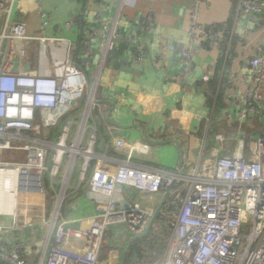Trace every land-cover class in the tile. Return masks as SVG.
I'll return each mask as SVG.
<instances>
[{
	"label": "built area",
	"instance_id": "1",
	"mask_svg": "<svg viewBox=\"0 0 264 264\" xmlns=\"http://www.w3.org/2000/svg\"><path fill=\"white\" fill-rule=\"evenodd\" d=\"M193 2L188 46L166 45V49L179 52L183 64H187L185 73L192 49L197 52L209 44L219 50L225 47L220 37L225 27L201 26L198 14L202 1ZM237 13L253 17L254 25L263 26L264 0H237ZM47 23L44 20L42 27ZM71 24L72 20L67 23ZM151 25L152 17L147 15L137 31L147 32ZM84 35L83 57L90 54L87 29ZM28 39L21 22L7 21L0 30V264H122L128 245L117 241L119 249H113L108 234L124 226L130 239L134 238L145 231L154 214L139 203L129 208L118 206L116 194L124 188L146 196L163 193V200L171 195L161 217L169 219L170 210H175L173 227L163 253L150 264H264V125L259 122L264 118V91L254 81L243 93L227 95L229 106L218 118L222 120L217 121L236 129L229 133L222 126L217 131L210 130L209 136L219 147L207 148L210 143L205 141V151L211 153L204 168L194 167L186 173L180 167L170 173L125 160L114 170L96 164L87 178L91 162L96 158L95 133L83 145L90 112L80 122L71 120L64 124L55 142L31 134L41 131L45 135L59 123L73 108L72 102L82 97L87 75L70 61L60 78L18 70L15 65L19 59H25ZM132 43L134 58L140 62L145 43L135 37ZM228 57L227 50L224 58ZM246 65L250 71L248 78L253 77L257 83L264 81V47H258ZM202 79L208 81V74H202ZM89 89L88 107H91L95 101L94 87ZM253 120L262 125L259 129L262 133L256 137L254 132L249 134L250 152L245 154L240 127L252 126ZM73 124L77 125V133L74 140H69ZM228 141L235 142L231 153L225 152L224 143ZM20 150L27 154L24 163L2 158L4 152ZM67 155L70 158L60 175ZM77 159L81 160L78 186L69 191V177ZM9 168L20 169L23 173L19 175L26 180L23 185L16 183L12 198L4 178ZM45 171L54 191L49 219H45L44 212L42 175ZM85 181L88 196L95 203L92 215L84 219L68 214L61 217L64 201ZM57 183L59 190L55 188ZM180 183L187 184L183 195L177 187ZM12 200L14 209L7 213ZM169 206L173 208L167 210ZM79 222L86 225L78 226ZM249 225L251 231L247 233Z\"/></svg>",
	"mask_w": 264,
	"mask_h": 264
},
{
	"label": "crops",
	"instance_id": "2",
	"mask_svg": "<svg viewBox=\"0 0 264 264\" xmlns=\"http://www.w3.org/2000/svg\"><path fill=\"white\" fill-rule=\"evenodd\" d=\"M106 1L0 0V30L7 21L21 22L29 36L25 45L26 57L23 60L19 59L16 68L31 74H49L60 78L63 76L64 67L70 61L87 75L85 91L73 107L82 104L84 96L86 103L77 112L71 113L74 116L71 120L75 122H80L82 117L87 115L85 113L90 112L91 115L86 122L85 132L89 134L85 138L84 132L83 145L85 146L89 136L95 133L96 158L86 174L87 178L96 164L114 170L125 160L147 169L170 173H174L180 167L186 173L194 167L198 170L204 168L211 153V150L205 151V141L210 143L209 146L206 145L207 148L219 147L209 134L211 129L217 131L222 126L221 122H215L229 106L227 95L237 91L243 93L252 81L258 89L264 91V81L257 83L253 77L248 78L250 71L246 65V60L252 57L254 51L258 47H264V25L256 26L253 20L249 19L250 16L238 14L237 0H201L199 24L204 27L219 24L225 27L220 34L222 44L226 46L228 44V51L230 48L232 50L228 59L224 58L227 62L219 65L221 52L216 45L209 44L197 52L192 49L191 60L201 67L202 73L208 74L209 79L216 77L218 84L212 95L207 90V81L202 77L187 81L191 73L190 67L188 66L187 73L180 72L177 68L183 64L182 59L173 58L174 51L166 49L167 44H174L176 47L188 46L187 32L193 0H120L114 19L116 16H124L125 29L129 22L138 21L139 25L145 16L152 17L149 31L144 33L137 31L135 34L136 39L140 38L145 43L140 62L135 60L134 51L132 55V60L141 65L142 70L136 73L121 71L118 66H112L107 59L103 65L98 63L91 66V63L84 59L82 46L79 45L80 41L83 42L86 38L84 31L87 29L89 56L93 38L97 39L99 47L103 49L105 41L91 28L88 15L91 12L97 13L93 20L100 22L98 14L103 9L106 13L111 12L110 6L103 9L100 6ZM82 16L87 23L83 28L76 23V19ZM243 17L248 18L244 24L240 22ZM44 20L48 23L42 27ZM70 20L73 24L67 25ZM107 23L109 22H105ZM120 50L124 51L123 48ZM221 77H224L228 84L223 92L227 105L218 114H214L213 96L218 91L222 92L219 82ZM92 86L95 101L88 107L91 91L89 88H93ZM70 111L66 114L70 115ZM259 122L264 125V118L261 117ZM259 126L261 130L262 125ZM260 130L255 134H261ZM76 133L75 124L71 140H74ZM33 135L45 140L43 134L42 137L34 133ZM230 143L234 147L235 142ZM230 148H226L225 152L231 153ZM243 151L247 154L250 149L246 146ZM69 158V155L65 157L60 175L66 169ZM77 161L81 162L80 159ZM78 174L79 171L73 175L72 170L69 191L78 186ZM177 187L185 190L187 184L180 183ZM59 189L57 187V190ZM163 195L158 193L146 196L139 191L124 188L117 192L116 201L117 205L123 208L139 203L142 208L151 211H155L162 203L158 212L161 217L164 210L162 208L168 204L171 196L163 200ZM94 205V201L88 196L85 181L64 201L62 214L84 219L92 215ZM174 212L175 210H170V214L173 215L170 217L169 214V219L173 220ZM154 224L156 227L159 222ZM77 225L84 227L86 222H79ZM107 237L113 249H119L117 241L129 247L133 240L124 226Z\"/></svg>",
	"mask_w": 264,
	"mask_h": 264
},
{
	"label": "water",
	"instance_id": "3",
	"mask_svg": "<svg viewBox=\"0 0 264 264\" xmlns=\"http://www.w3.org/2000/svg\"><path fill=\"white\" fill-rule=\"evenodd\" d=\"M120 0H107L106 3H101L100 6L103 9L104 7L110 6V13H106L105 9L101 11L99 15L100 22H96L93 20V17L95 16L94 12H91L88 15V20L91 25V28L95 31H97L101 39L105 41L103 49L98 45L97 39L93 38V45L91 47V55L89 57L85 56L84 59H87L91 66L97 65L98 63L100 65H103L107 59L108 62L112 64V66L118 68L121 71L129 72V73H136L139 70H142L141 65L134 62L132 60V55L134 51V45L132 43V40L135 37V34L137 32V26L138 21L135 22H129L125 29V17L124 16H116L117 18L114 19V14L117 12L119 8ZM245 19H248L246 17H243L240 19V22L243 24L245 23ZM250 20H253V17H249ZM105 22H109L105 24ZM104 24V25H103ZM1 25V21H0ZM114 35V37H113ZM122 39V40H121ZM120 48H123L124 51L120 52ZM120 52V53H119ZM122 53V54H121ZM177 54V55H176ZM173 58L179 59V52L174 51ZM175 65V63H173ZM26 67V65H24ZM187 66V64H181L178 66V70L182 72L184 68ZM188 66L190 67L191 73L187 77V81H192L196 79H200L202 77V69L199 65H196L192 60L189 62ZM176 70V69H172ZM74 105L75 102H72ZM20 184H24L23 182H20ZM162 203L158 205V207L155 209L154 214L146 227L145 231L142 234H139L135 236V238L143 237L147 234V232L150 230L152 223L157 215V213L160 210V206Z\"/></svg>",
	"mask_w": 264,
	"mask_h": 264
},
{
	"label": "trees",
	"instance_id": "4",
	"mask_svg": "<svg viewBox=\"0 0 264 264\" xmlns=\"http://www.w3.org/2000/svg\"><path fill=\"white\" fill-rule=\"evenodd\" d=\"M76 23L83 28L85 25H87L85 19L82 17H79L76 19ZM218 26H221L220 24ZM80 47L83 46L82 41H80ZM225 47H222V49H220L221 51V58H220V63L219 65H223V63L227 62V60L225 61L224 59V54L225 52L228 50L226 49V45H224ZM230 54L232 52L231 48L228 51ZM220 82V89L222 88V92L218 91V93L216 95L213 96V104H214V114H218L222 108H224L227 104L224 101L223 98V92L224 89L227 87V81L226 79H224V77H221V79H219ZM217 81H216V77L209 79L207 81V90H209V92L213 95L216 87H217ZM223 86V87H222ZM209 94V93H208ZM211 97V95H210ZM212 98V97H211ZM81 107V104L79 106H75L72 108V110L70 111L69 114L71 113H75L78 111V109ZM66 116H68V114H64L60 120L59 123L53 127H51V129H49V131L43 135L46 140L49 141H55L58 138L59 135V131H60V125L62 120H64L66 118ZM215 123H218L215 122ZM222 124V127L225 126V124ZM33 134V133H31ZM37 136L42 137V132L36 133ZM95 150V148H94ZM50 163V162H48ZM93 161L91 162V166L93 165ZM185 190H181V193L184 194ZM172 206H169L167 208L168 209H172ZM162 209L165 210V208L163 207ZM159 222L158 226H154L155 224L153 223L152 227L150 228V230L147 232V234L143 237L140 238H135L130 242V245L124 255L122 264H150L152 263L154 260L158 259L161 254L163 253L167 242H168V238L170 235V231L171 229L169 228H164L165 225L170 222L168 221V219H162V217H160V213H158L155 217V223ZM173 223V222H171Z\"/></svg>",
	"mask_w": 264,
	"mask_h": 264
},
{
	"label": "rangeland",
	"instance_id": "5",
	"mask_svg": "<svg viewBox=\"0 0 264 264\" xmlns=\"http://www.w3.org/2000/svg\"><path fill=\"white\" fill-rule=\"evenodd\" d=\"M85 97V96H84ZM82 99V104L81 106L85 105L86 103V98ZM71 119H74V116L72 114L66 116V118L64 120H62L61 122V127H60V131L62 130L64 124H67L68 121H70ZM37 122L39 123V121L37 120ZM40 124V123H39ZM259 128L260 126L258 125L257 121L254 120L253 121V125L252 126H247L246 124H244L243 126L240 127L241 131H243L242 133V137L244 138V142H245V145L248 146V136L249 134L251 133H255V132H258L259 131ZM51 129V128H50ZM74 129H75V124H73L71 126V131H70V136H69V140H71V136L73 135L74 133ZM236 129L235 126H225L224 127V130L227 131V132H232ZM59 131V132H60ZM88 132L86 131L85 132V135L84 137L86 138L88 136ZM257 135L255 134V137ZM46 139V138H44ZM52 142H55V141H52ZM249 146H253L251 143L249 144ZM225 147L226 148H230L232 147V143L230 142H226L225 143ZM26 152L20 150L18 152H4L3 155H2V158L4 160H9V161H13V162H16V163H24L26 161ZM80 169V162L77 161L75 166H74V169H73V175H75ZM42 180H43V185H44V189H45V201H46V204H45V208H44V212H45V219H49L50 216H51V211H52V206H53V195H54V191L51 187V183L49 181V177H48V172H44V174L42 175ZM58 187V184H55V188L57 189ZM61 217H63V214H61ZM168 222L164 228H170L172 229L173 227V223L171 222H174V216H173V220L172 218L168 219ZM158 226V225H157ZM251 231V225H249L246 229V232L249 233Z\"/></svg>",
	"mask_w": 264,
	"mask_h": 264
},
{
	"label": "bare ground",
	"instance_id": "6",
	"mask_svg": "<svg viewBox=\"0 0 264 264\" xmlns=\"http://www.w3.org/2000/svg\"><path fill=\"white\" fill-rule=\"evenodd\" d=\"M6 84V82L4 83ZM19 172H20V169L18 168H9L7 169L6 173L7 175L4 176V178L6 179V182H7V190L9 192V198H12V194H13V191H14V188L16 186V183L20 184V182H25V178H23L22 176L19 175ZM20 173H23V172H20ZM23 185V184H21ZM14 201L12 200V202L7 206V213H10L13 211L14 209Z\"/></svg>",
	"mask_w": 264,
	"mask_h": 264
}]
</instances>
